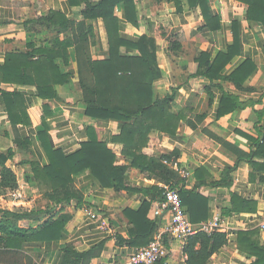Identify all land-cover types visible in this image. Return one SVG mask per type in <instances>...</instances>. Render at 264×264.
<instances>
[{"label": "crops", "instance_id": "obj_1", "mask_svg": "<svg viewBox=\"0 0 264 264\" xmlns=\"http://www.w3.org/2000/svg\"><path fill=\"white\" fill-rule=\"evenodd\" d=\"M82 1L81 5L72 6L68 0H0V66L4 64L8 52L26 51L27 44L33 43V40L38 44L50 46V41H40L47 39L48 33L28 30L25 22L45 16L53 10L64 13L71 20H86L82 14L86 2L100 0ZM208 2L213 13L220 16L218 29L206 26L201 8L190 7L188 0H181V10H177L174 0H135L137 24L126 21L123 4L116 6L114 15L120 22L122 35L135 41L142 36L155 39L162 76L154 83V96L163 99L174 94L171 111L184 117L175 134L153 129L149 133L143 153L155 159H160L163 155L170 156L169 160L163 162L182 180L184 188L195 191L206 199L207 218L197 222L209 221L216 213L222 215L225 229L220 233L227 235L228 244L213 254L210 264H251L254 257L239 246V232H255L254 237L264 246V230L259 226L264 217V183L252 181L250 163L246 160L238 162L239 156L233 147L250 153L254 140L261 138L260 134L264 128V26L248 20V6L243 2ZM92 26L93 32L89 41L93 54L97 59H108L109 37L103 19L92 20ZM164 32L167 36L173 33L181 34V49L175 54L170 51ZM236 36L238 41H234ZM230 46L235 48V53L230 63L222 70V74L231 75L248 62L255 68L245 80L242 79L245 71L238 75L243 89L237 88L232 81L210 79L200 73L198 58L201 54H208L212 61L219 52H228ZM68 52V66H65L61 59L57 61L64 72H72V77L69 83L56 86L59 96L49 102L52 114L46 118L49 126L47 136L51 146L54 149H62L64 153H71L80 148L81 143L87 140L88 126L95 127L100 139L104 141H110L120 132L119 123L97 120L86 115L83 92L79 87L75 48H69ZM132 54L138 55L139 52L134 50ZM0 90L19 92L28 112L41 107L45 102L37 96L35 86L1 81ZM224 93L234 95L249 104L219 118L218 111ZM210 94L213 96L211 103ZM201 114H205V118L197 130L186 125L187 118L193 119ZM38 118L32 117L29 124L13 126L0 92V154L8 155L10 151L13 152V156L5 162L18 179V188L12 198L0 202V218L1 210L5 208L16 210L12 206L22 203L31 205L32 200H25L26 194L31 189H36L30 162L38 161L42 165L49 163L38 135L42 130L40 122L37 123ZM175 151L177 156L172 155ZM117 158L119 163L125 162L122 155L118 154ZM227 167H235L230 173L231 185H210L211 182L222 179ZM183 170L190 173L187 179L180 175ZM129 184L133 187L158 185L162 189V184L165 183L148 178L137 168H131ZM74 185L83 194V203L78 205L76 201H72L71 204L56 209L57 217L65 214L70 216L64 236L51 242H23L18 252L28 258L27 264H63L65 247H74L83 252L101 243H104V250L91 264H129V258L136 249L146 245L134 246L127 242L131 238L132 224L124 210H138L144 201L151 202L147 218L157 227L152 239L154 240L158 233H164L166 254L162 259L165 264H186L187 256L183 252L186 243L182 244L165 232L170 225V216L166 214L158 217L154 214V205L163 198V189L162 198L157 197L151 201L150 196L143 192L115 191L101 187L94 182L89 171L76 175ZM234 194L241 199L256 201V211H232ZM200 206L205 207L202 200ZM185 211L190 218L186 207ZM27 212L30 210L27 209ZM92 212L106 217L111 225V232L99 228L90 219ZM30 225L33 229H38L37 224Z\"/></svg>", "mask_w": 264, "mask_h": 264}, {"label": "trees", "instance_id": "obj_2", "mask_svg": "<svg viewBox=\"0 0 264 264\" xmlns=\"http://www.w3.org/2000/svg\"><path fill=\"white\" fill-rule=\"evenodd\" d=\"M70 5H81L82 0H68ZM248 6L247 18L251 22L261 23L264 26V0H238ZM177 10H181V0H174ZM190 7L199 6L211 29L220 28V16L214 14L208 0H188ZM123 4L125 19L137 24L135 0H100L87 1L82 14L86 20L75 21L69 19L60 11H50L47 15L30 19L25 22L28 30L37 27V32L48 33L50 46L38 44L36 40L27 44L26 51H11L6 54L4 64L0 66V82L35 86L37 96L45 102L41 107L28 112L24 106L22 95L19 92L0 90L7 106L8 117L13 126L31 123V118L38 116L42 130L39 139L44 148L49 163L42 165L32 161L31 172L36 191H40L49 201V210L36 209L30 212H16L2 210L0 218V264H11L5 259L10 253L18 252L23 242L32 240L57 241L64 236L69 215H59L56 209L76 201L83 203V194L75 185L76 175L89 171L94 182L104 188L115 191L143 192L150 196L151 201L162 198V189L158 185L133 187L129 184L131 168L139 169L148 178H155L158 182L172 184L182 197L184 207L188 211L191 221L197 222L206 219V199L195 191L184 188L181 179L163 162L170 156L163 155L160 159L148 157L143 153L147 145L149 133L159 129L169 134H175L182 114L171 111L174 94L163 99L155 98L154 83L161 78L162 72L158 65L156 41L151 36H142L135 41L122 35L120 22L114 15L115 8ZM101 18L104 21L109 37V58L97 59L93 54L89 36L93 32L92 20ZM88 20V21H87ZM164 35L167 36L164 32ZM169 49L174 54L181 49V34L173 33L167 36ZM237 40V36L234 37ZM235 45V43H234ZM74 47L78 63L79 87L83 92L86 105V115L97 120H112L119 123V134L110 141L101 140L98 131L93 126L86 129L87 140L81 143L78 150L64 153L62 149H54L48 140L49 126L46 118L52 114L50 101L59 94L56 86L70 82L72 72H64L58 59L69 65V48ZM122 48L126 50L123 51ZM137 50L138 55L132 52ZM235 48L230 46L228 52H219L214 60L203 53L199 56L200 73L210 79L232 81L237 88L243 89L238 75L244 72L245 80L254 71L251 62L244 63L241 69L231 75L222 74V70L230 63ZM213 96L210 94V103ZM218 117L229 112L243 109L249 103L242 102L238 97L224 93L221 99ZM260 114V113H259ZM205 114L196 115L193 119L187 118L185 123L193 130L199 128ZM259 129V126H258ZM261 138L254 140L250 153L238 148V162L246 160L252 167L251 179L264 183V128ZM215 139L218 137L212 135ZM222 142V140H221ZM26 144V142H25ZM125 158L119 163L117 155ZM172 155L177 156L175 151ZM13 156L0 154V202L10 200L18 188V179L15 172L6 165V159ZM235 167H227L219 181L210 183L212 186H230V173ZM200 200L205 207L200 206ZM235 212H255L257 203L254 200H245L233 196ZM151 202L144 201L138 210L126 208L124 213L130 219V245H148L156 233V225L147 218ZM55 207V209H54ZM201 207L203 209H201ZM31 222V223H29ZM32 223L38 229L32 228ZM255 232H239V246L254 257L251 264H264V246L254 237ZM125 241V240H124ZM228 244L225 233L216 232L211 235L198 233L190 237L184 247L187 256L186 264H210L214 253ZM104 250V243L98 244L87 251H77L74 247H65L63 264H91L94 258L100 256ZM159 264H165L161 259Z\"/></svg>", "mask_w": 264, "mask_h": 264}, {"label": "built area", "instance_id": "obj_3", "mask_svg": "<svg viewBox=\"0 0 264 264\" xmlns=\"http://www.w3.org/2000/svg\"><path fill=\"white\" fill-rule=\"evenodd\" d=\"M180 175L183 179H187L190 173L189 171L183 170L180 171ZM162 189L163 198L155 203L154 214L158 217L166 214L170 216V225L165 232L174 239L185 244L190 237L198 233L211 235L216 232H222L225 229L223 217L219 213L212 216V219L209 221L192 222L185 211L179 191L173 188L172 184H162ZM90 219L99 228L111 232V225L105 216L98 212H92L90 214ZM259 226L264 230V217L259 223ZM163 236L164 233H158L156 238L148 245L137 248L130 256L129 264H159L160 260L166 254Z\"/></svg>", "mask_w": 264, "mask_h": 264}, {"label": "rangeland", "instance_id": "obj_4", "mask_svg": "<svg viewBox=\"0 0 264 264\" xmlns=\"http://www.w3.org/2000/svg\"><path fill=\"white\" fill-rule=\"evenodd\" d=\"M37 27H35L33 30L34 32L36 33L37 32ZM39 38V37H38ZM25 200L26 201H31L32 200V203H30L31 205H25V204H19L17 206H12V208L16 209V210H12V211H16L17 210H23L24 212L28 210L30 211H34L36 209H49V210H52V208L50 209L49 208V200L40 192V191H36L34 189H31L30 192H28L26 194V197H25ZM10 206V205H8ZM9 210L8 208H5L3 210ZM55 209V207H54ZM2 211V210H1ZM31 223V222H29ZM5 259L8 263H11V264H27L28 263V258H26L24 256V254H21L19 252H14V253H10V254H7L5 256Z\"/></svg>", "mask_w": 264, "mask_h": 264}]
</instances>
